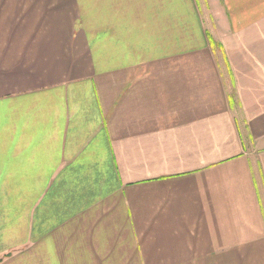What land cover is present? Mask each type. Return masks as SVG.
I'll return each mask as SVG.
<instances>
[{
	"label": "crops",
	"instance_id": "1",
	"mask_svg": "<svg viewBox=\"0 0 264 264\" xmlns=\"http://www.w3.org/2000/svg\"><path fill=\"white\" fill-rule=\"evenodd\" d=\"M0 264H264V0H0Z\"/></svg>",
	"mask_w": 264,
	"mask_h": 264
}]
</instances>
